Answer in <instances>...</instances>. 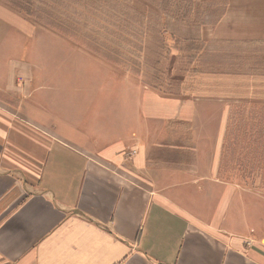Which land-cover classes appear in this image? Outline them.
Listing matches in <instances>:
<instances>
[{
    "label": "crops",
    "instance_id": "obj_1",
    "mask_svg": "<svg viewBox=\"0 0 264 264\" xmlns=\"http://www.w3.org/2000/svg\"><path fill=\"white\" fill-rule=\"evenodd\" d=\"M196 1L220 10L212 23L237 34L227 37L264 39V0ZM0 71V264H264V245L214 229L187 204L202 176L160 161L163 146L150 159L181 102L154 113L147 97L123 112L126 101L97 94L103 79L64 91L19 80L11 91Z\"/></svg>",
    "mask_w": 264,
    "mask_h": 264
},
{
    "label": "rangeland",
    "instance_id": "obj_2",
    "mask_svg": "<svg viewBox=\"0 0 264 264\" xmlns=\"http://www.w3.org/2000/svg\"><path fill=\"white\" fill-rule=\"evenodd\" d=\"M196 4L0 0V69L9 70L11 91L19 80L31 82L30 90L51 83L64 91L84 82L92 90L90 82L103 79L97 94L126 101L123 112L149 97L152 105L142 108L154 113H173L181 102L180 117L163 121L167 137L153 136L150 159L166 148L160 161L182 162L186 180L202 176L194 188L200 199L187 204L214 217V229L264 245V156L256 150L262 128L244 129L242 153L227 144L237 105H245V115L262 116L264 39L227 37L237 34L212 23L220 10ZM207 13L211 23L202 25ZM72 91L86 94V88Z\"/></svg>",
    "mask_w": 264,
    "mask_h": 264
},
{
    "label": "trees",
    "instance_id": "obj_3",
    "mask_svg": "<svg viewBox=\"0 0 264 264\" xmlns=\"http://www.w3.org/2000/svg\"><path fill=\"white\" fill-rule=\"evenodd\" d=\"M245 105H237V112L231 117L229 123V129L227 134V144H233L238 147V150L242 153L243 152V134L245 133L244 129H257L262 128L261 134H264V105L261 108L262 116H249L245 115V111L241 109V107ZM258 120V123H256ZM254 123V124H251ZM264 136V135H262ZM261 136V137H262ZM264 143L262 140L259 142L257 141V152L260 153L261 156H264V150H261V144ZM260 149V151H259ZM258 156V153H257Z\"/></svg>",
    "mask_w": 264,
    "mask_h": 264
}]
</instances>
